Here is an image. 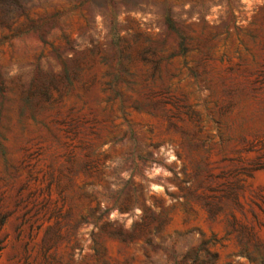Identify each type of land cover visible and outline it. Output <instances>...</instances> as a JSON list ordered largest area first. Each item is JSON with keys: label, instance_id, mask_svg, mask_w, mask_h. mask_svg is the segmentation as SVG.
Segmentation results:
<instances>
[{"label": "rangeland", "instance_id": "obj_1", "mask_svg": "<svg viewBox=\"0 0 264 264\" xmlns=\"http://www.w3.org/2000/svg\"><path fill=\"white\" fill-rule=\"evenodd\" d=\"M264 0H0V264H264Z\"/></svg>", "mask_w": 264, "mask_h": 264}, {"label": "trees", "instance_id": "obj_2", "mask_svg": "<svg viewBox=\"0 0 264 264\" xmlns=\"http://www.w3.org/2000/svg\"><path fill=\"white\" fill-rule=\"evenodd\" d=\"M257 168H259V169H264V164L258 166Z\"/></svg>", "mask_w": 264, "mask_h": 264}]
</instances>
